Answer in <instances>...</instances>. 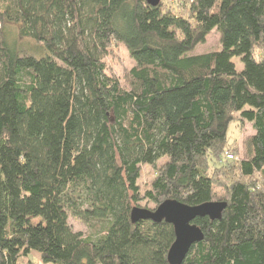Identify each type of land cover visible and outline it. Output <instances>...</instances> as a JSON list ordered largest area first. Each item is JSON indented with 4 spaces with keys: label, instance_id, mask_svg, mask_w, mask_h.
Returning a JSON list of instances; mask_svg holds the SVG:
<instances>
[{
    "label": "trees",
    "instance_id": "obj_1",
    "mask_svg": "<svg viewBox=\"0 0 264 264\" xmlns=\"http://www.w3.org/2000/svg\"><path fill=\"white\" fill-rule=\"evenodd\" d=\"M2 1L0 264L33 251L53 264H169L172 225L130 219L142 164L156 168L143 193L155 206L226 202L219 219L193 220L203 239L181 264H264V0H187L186 15L162 1ZM213 29L220 49L193 54ZM113 43L134 61L123 83L107 72ZM236 120L253 133L229 160Z\"/></svg>",
    "mask_w": 264,
    "mask_h": 264
},
{
    "label": "rangeland",
    "instance_id": "obj_2",
    "mask_svg": "<svg viewBox=\"0 0 264 264\" xmlns=\"http://www.w3.org/2000/svg\"><path fill=\"white\" fill-rule=\"evenodd\" d=\"M164 3V7L170 9L176 15H186L187 14V0H161ZM3 7V1L0 0V11ZM1 27V23H0ZM7 30V38L12 41L16 39V26L9 24L6 26ZM219 33L213 29L205 38V42L202 44H198L194 50L193 54L204 53L208 51L218 50L220 49V41H219ZM23 46L26 48H31L34 46L33 42L29 39H21ZM35 47V46H34ZM37 53L41 52L39 49L36 50ZM258 50H256L257 52ZM105 64L107 68V72L117 79L120 82H124L125 77L130 70V68L134 65L133 59L130 57L127 48L122 43H113L109 50L108 54L105 57ZM232 61L235 64L236 70L240 71L243 68L242 62L239 57H232ZM253 133L251 125L249 123H240L237 120L232 122L229 126L228 130V149H236V153L231 152L230 150L224 152L222 156L225 158V153H233L234 158L229 160H237L245 156V141L246 139ZM228 158V157H227ZM163 159H160L157 162L159 165ZM156 168L149 164H142L140 166L139 178L137 180L138 185L141 189L142 198L137 202V206L145 207V208H153L155 207L154 202L151 200L144 198L143 193L150 187V183L155 177ZM216 191L218 193L222 192V188L217 187ZM35 219L34 221H37ZM69 223L72 226L73 230H81L82 232H86V226L76 218L70 217ZM27 262H31L32 264H53V263H44L40 260L39 254L35 251L31 252L27 257L20 258L18 264H26Z\"/></svg>",
    "mask_w": 264,
    "mask_h": 264
},
{
    "label": "water",
    "instance_id": "obj_3",
    "mask_svg": "<svg viewBox=\"0 0 264 264\" xmlns=\"http://www.w3.org/2000/svg\"><path fill=\"white\" fill-rule=\"evenodd\" d=\"M145 1L149 5L156 6L161 0ZM225 207L224 201H205L197 205H189L176 199H165L153 208L132 207L130 219L132 222L148 219L171 224L175 237L167 251V261L169 264H181L192 244L203 239L201 228L193 220L205 216L212 220L219 219Z\"/></svg>",
    "mask_w": 264,
    "mask_h": 264
},
{
    "label": "built area",
    "instance_id": "obj_4",
    "mask_svg": "<svg viewBox=\"0 0 264 264\" xmlns=\"http://www.w3.org/2000/svg\"><path fill=\"white\" fill-rule=\"evenodd\" d=\"M227 157H228V158H232V156H231V155H227Z\"/></svg>",
    "mask_w": 264,
    "mask_h": 264
}]
</instances>
